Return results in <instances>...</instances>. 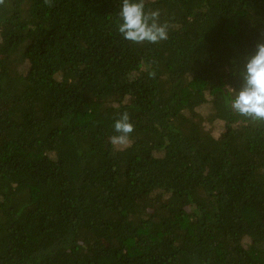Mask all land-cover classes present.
<instances>
[{
    "label": "trees",
    "instance_id": "obj_1",
    "mask_svg": "<svg viewBox=\"0 0 264 264\" xmlns=\"http://www.w3.org/2000/svg\"><path fill=\"white\" fill-rule=\"evenodd\" d=\"M144 3L167 40H125L122 0L0 5V264H264V122L227 91L264 0Z\"/></svg>",
    "mask_w": 264,
    "mask_h": 264
},
{
    "label": "clouds",
    "instance_id": "obj_2",
    "mask_svg": "<svg viewBox=\"0 0 264 264\" xmlns=\"http://www.w3.org/2000/svg\"><path fill=\"white\" fill-rule=\"evenodd\" d=\"M5 0H0L3 5ZM49 7L52 0H44ZM118 31L127 41L140 44L144 42L159 43L168 39L167 23L159 22V11H145L144 0H122L119 12ZM151 75H154L152 73ZM242 86L239 91L228 87L231 95L228 104L231 110L252 122H264V43H258L253 55L246 59L240 73ZM116 135L109 138L114 147H123L129 143L134 125L130 116L124 112L114 123Z\"/></svg>",
    "mask_w": 264,
    "mask_h": 264
},
{
    "label": "rangeland",
    "instance_id": "obj_3",
    "mask_svg": "<svg viewBox=\"0 0 264 264\" xmlns=\"http://www.w3.org/2000/svg\"><path fill=\"white\" fill-rule=\"evenodd\" d=\"M24 71H26V69ZM205 116L210 117V113L207 111V114H205ZM209 128L212 130L213 134L217 138L220 137L222 135L223 131H224L223 124L222 123H219V122H216L214 125L209 126ZM131 144H132V141L130 139L129 140V143L126 146H123V148H126V147L130 146Z\"/></svg>",
    "mask_w": 264,
    "mask_h": 264
}]
</instances>
